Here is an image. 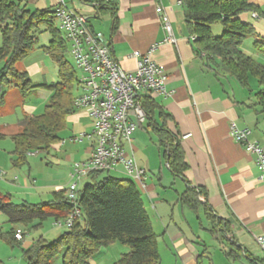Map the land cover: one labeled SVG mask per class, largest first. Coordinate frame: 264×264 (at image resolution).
<instances>
[{
	"label": "crops",
	"instance_id": "1",
	"mask_svg": "<svg viewBox=\"0 0 264 264\" xmlns=\"http://www.w3.org/2000/svg\"><path fill=\"white\" fill-rule=\"evenodd\" d=\"M63 1L70 10L88 17L90 28L103 34L112 57L128 72L136 67L135 51L146 53L165 37L156 7H161L172 27L175 41L160 43L151 52V58L163 66L165 86L171 91L167 97H151L164 116L155 112L151 121L146 118L124 144L126 155L147 170L142 184L134 183L157 235L158 264H201L205 255H210L208 264H214L212 249L231 264H264V252L255 242V236L264 234V181L257 179L254 156L230 133L231 125L248 128V140L264 148V110L255 97L261 86L257 81L252 86L251 76L243 85L217 58L206 59L193 43L180 0ZM249 2L258 7L264 4L263 0ZM55 3L51 0V7ZM21 70L29 77L43 68L31 64ZM8 88L0 95V133L4 136L11 135L5 131L10 126L17 128L18 119L31 114H22L13 124L6 120ZM84 115L73 107L66 116L74 134L71 140L86 130ZM162 120L182 151L186 166L181 175L169 170L163 156L164 147L152 124ZM88 153L89 148L83 147L81 161ZM112 172L128 178L120 166ZM188 188L196 189L194 200H183Z\"/></svg>",
	"mask_w": 264,
	"mask_h": 264
},
{
	"label": "trees",
	"instance_id": "2",
	"mask_svg": "<svg viewBox=\"0 0 264 264\" xmlns=\"http://www.w3.org/2000/svg\"><path fill=\"white\" fill-rule=\"evenodd\" d=\"M98 2L99 0H83ZM264 1V0H263ZM184 8V20L193 43L205 54L206 59H218L219 65L239 83L246 85L249 76L256 79L261 88L255 92L258 103L264 110V63H260L241 50L243 39L256 34L255 27L240 18L244 11L255 12L264 18V11L249 0H180ZM53 9L29 10L19 3L0 0V95L5 87L14 86L25 93L32 86L27 72L18 70L15 63L26 56L37 41L41 25L48 30L50 39L42 50L55 62L59 81L47 84L51 95L40 114H30L17 120L19 130L10 135L15 144L14 151L21 157L30 149H47L57 143L58 131L66 126V116L73 109L70 93L73 69L65 59L66 44L59 30L52 25ZM219 22L222 31L213 35L211 24ZM256 49L264 54V42L253 40ZM142 105L146 118L151 121L156 112L164 113L161 106L151 97L144 96ZM153 127L164 147L169 170L181 175L186 164L177 139H173L163 120L154 121ZM4 134L0 133V139ZM103 171L89 173L90 182L79 188L74 203L65 195V189L56 190L53 196L40 203H13L0 197V212L10 222L28 223L33 219L43 220L53 216L63 220L77 207L79 218L51 241L39 239L24 250L25 264H51L61 253V264H89V257L100 246L119 242L128 247L112 264H158L159 250L157 235L143 205L141 193L129 178L106 174ZM100 177V178H99ZM197 191L188 188L183 200L191 201ZM194 200V199H193ZM15 230L4 236L8 242L20 241L14 238ZM260 262V260H256Z\"/></svg>",
	"mask_w": 264,
	"mask_h": 264
},
{
	"label": "built area",
	"instance_id": "3",
	"mask_svg": "<svg viewBox=\"0 0 264 264\" xmlns=\"http://www.w3.org/2000/svg\"><path fill=\"white\" fill-rule=\"evenodd\" d=\"M155 12L159 14L165 32L160 43L174 42L168 17L161 7H156ZM53 14L58 21L60 36L69 45L75 67L80 71L77 79L80 93L73 98V107L83 111L92 122L91 131L80 133L78 138L91 140L92 143L88 157L72 164L70 183L65 188L67 199L75 202L80 188L77 180L80 177L97 170H113L116 166H120L128 178L141 185L147 170L137 166L133 158L126 155L124 144L131 141L133 132L146 120L142 98L154 94L167 97L171 94L165 86L163 66L151 58V52L160 43L152 44L146 53L135 51L136 67L128 72L112 57L103 34L90 28L88 17L70 10L63 0H56ZM252 16L256 17L257 14L252 12ZM230 133L237 143L254 156L257 179L264 181V148L248 140V128L240 129L231 125ZM77 218L79 210L74 206L65 219L55 220L54 225L68 228ZM13 236L16 240H22L23 233L17 229ZM255 242L264 252V234L255 236Z\"/></svg>",
	"mask_w": 264,
	"mask_h": 264
},
{
	"label": "rangeland",
	"instance_id": "4",
	"mask_svg": "<svg viewBox=\"0 0 264 264\" xmlns=\"http://www.w3.org/2000/svg\"><path fill=\"white\" fill-rule=\"evenodd\" d=\"M14 3H19L29 10L49 8L51 0H9ZM53 8V7H51ZM264 11V4L260 7ZM240 18L245 22L253 25L259 32L257 36H247L243 39L241 49L247 55L253 57L256 61L264 63V54L259 52L255 45V38L264 42V18L252 17L248 11L240 14ZM90 20V19H89ZM52 25L58 29V21L53 19ZM219 22L211 24L210 28L213 35H219L222 31ZM48 30L44 25H41L37 31V41L34 48L23 58L15 63V67L21 70L22 67L31 64H36L43 71L39 70L29 76L30 81L35 86H32L25 93L20 92L16 87L10 86L8 101L5 107L10 111L6 115V120L10 124L22 114H40L47 103L51 90L47 88V84L59 81L58 69L55 62L41 49L42 46L48 44L50 39ZM66 44L65 59L73 69V79L71 80L70 93L74 98L80 93V88L77 85V79L80 77V71L75 67L74 60L69 52V45ZM1 45V34H0ZM3 63L0 61V67ZM256 80L251 78V85L257 86ZM12 92V93H11ZM14 98V99H13ZM14 100V101H13ZM82 122L86 126L83 132L89 133L92 129L91 119L84 115ZM66 127L58 131L60 140L58 147L51 145L47 149H30L21 157L14 151L15 144L6 135L0 139V197H5L13 203L19 204L40 203L47 201L53 196V192L58 188L65 189L70 183V171L72 164L81 161L83 158V147L90 149L91 140L82 139L78 141V133L75 136L76 140L70 139L73 134L70 123H66ZM19 128L10 126L5 131L6 134L17 132ZM74 138V136H72ZM106 174L116 176L112 170L105 171L99 176ZM99 177V178H100ZM119 178V177H118ZM122 178V177H121ZM125 178V177H123ZM78 187H82L86 182H90L89 176H82L78 180ZM133 181V180H132ZM134 182V181H133ZM4 213L0 212V264H25L24 250L39 239L51 241L60 233L66 230V227H57L54 225L55 218L48 216L43 220L33 219L28 223L10 222ZM62 220V219H61ZM17 229L23 233V238L20 241L8 242L4 236L10 234L11 231ZM128 251V247L119 242H112L106 246H100L88 259L89 264H112ZM211 256L214 264H231L217 255L215 250H211ZM61 253L53 258L51 264H61ZM205 259L201 264H208L210 255H205ZM242 263H245L242 260ZM164 264V263H163ZM234 264H238L237 262Z\"/></svg>",
	"mask_w": 264,
	"mask_h": 264
}]
</instances>
